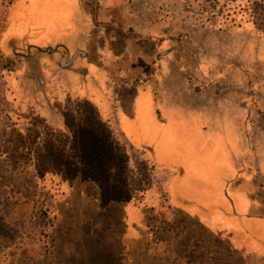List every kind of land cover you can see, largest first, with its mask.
<instances>
[{
  "label": "rangeland",
  "instance_id": "374dc122",
  "mask_svg": "<svg viewBox=\"0 0 264 264\" xmlns=\"http://www.w3.org/2000/svg\"><path fill=\"white\" fill-rule=\"evenodd\" d=\"M241 153L264 218V0H0V264H264L203 222Z\"/></svg>",
  "mask_w": 264,
  "mask_h": 264
},
{
  "label": "crops",
  "instance_id": "0c3cea01",
  "mask_svg": "<svg viewBox=\"0 0 264 264\" xmlns=\"http://www.w3.org/2000/svg\"><path fill=\"white\" fill-rule=\"evenodd\" d=\"M106 52V51H105ZM104 51H101L102 54L107 55V53H105ZM99 59L101 61H105V57L104 56H100ZM167 58H164V60L162 61V64H165L168 60ZM75 60L76 57H72L70 60V65H75ZM88 68L89 71L87 70L86 73H84L85 76H87L93 67L99 66L98 64H88ZM91 68V69H90ZM181 68L176 67V68H171V67H166L164 66H160L157 67L156 71L153 73V77L152 79H155L156 81H159V86H160V91L162 88H165L169 83L174 82L178 76L182 75V72L180 71ZM104 74L103 71H100ZM134 73V72H133ZM116 76L119 78H124V77H128L129 73L123 71V70H117L116 71ZM105 78L107 77L106 75H104ZM116 80V79H115ZM106 89L111 88L108 84V82H106L105 80H103ZM112 82H117V84H119V82L116 80H112ZM145 84V89L143 91H149L151 93V97H152V102L154 104V106H152L153 111L156 113V115L158 117L163 118L162 113L160 112V110H158V104H160L161 109H166V111H168V113L170 112L171 114H173L174 116L178 115H182L183 112L185 115H188L186 118H192L194 115H198L200 113H205L206 110H199V109H189V110H185L182 108L183 111H181V106L177 105V104H171V105H166L164 101H166L165 95L163 94H159L158 99L157 96H155L152 93V86L151 84H153V81H148V83L143 82ZM121 85V83L119 84ZM163 90V89H162ZM165 93H170L168 91H165ZM157 100V101H156ZM164 102V105H163ZM156 103V104H155ZM159 106V107H160ZM164 106V107H163ZM177 117V116H176ZM165 122V120L163 119L162 123ZM239 157L237 158V161H235L236 164H234V166L232 165L234 160L232 161V164H230L229 167L226 168V170L222 169L225 171V173L221 172L222 175V187L224 189L223 193H221V196L218 195L217 198H208L206 204H204V208L208 209V207H213L215 209H217L218 211H221V214L218 213L219 219H217L216 221H203L204 224H206L207 226L213 225L216 226L217 224H219V222H221L222 220H231V223H227L229 226V230L234 229L236 231V233L238 232L239 234H242L244 237L247 238L248 241H252L254 243H256L257 246H263V240H261V236L262 238L264 237V218L261 216L260 218H255L252 217L250 215V212L253 210V208L255 207L254 204H252V202L249 201V199L247 198V196L242 194V191L240 190V187L238 185H236V187L232 186L231 189V185H233L234 183L236 184L241 177V174L243 173L241 168H240V160L242 158V153L240 155H238ZM240 158V159H239ZM206 164L208 165L209 162L206 161ZM231 184V185H230ZM230 186V190L229 191V187ZM167 187H168V192L170 193V204L172 206V208L183 211L185 213H187L190 216H193V213H190L192 211H190V208L187 207V205L185 204H180L177 202V200L175 199L176 195L173 191L172 185L171 183H169L167 181ZM187 197L191 195V192H187L186 193ZM231 194V195H230ZM226 211L228 214H225ZM225 219L221 220V217ZM227 216V217H225ZM242 219V220H241ZM219 220V221H218ZM239 220H241L240 222H238ZM209 224H207V223ZM244 230V231H243ZM249 232H246V231Z\"/></svg>",
  "mask_w": 264,
  "mask_h": 264
},
{
  "label": "trees",
  "instance_id": "16d2710c",
  "mask_svg": "<svg viewBox=\"0 0 264 264\" xmlns=\"http://www.w3.org/2000/svg\"><path fill=\"white\" fill-rule=\"evenodd\" d=\"M25 184H27V183H22V186H24ZM12 193H13L14 196L18 195V197H19L18 200L21 199V194H22L21 192H19V191H13ZM7 199L9 200L8 197H7ZM19 202H21V201H19ZM40 213H41L42 215H44L45 217H46V215H47V211H45V212H44V211H42V212L40 211ZM2 218H4V217H2Z\"/></svg>",
  "mask_w": 264,
  "mask_h": 264
},
{
  "label": "water",
  "instance_id": "95a60500",
  "mask_svg": "<svg viewBox=\"0 0 264 264\" xmlns=\"http://www.w3.org/2000/svg\"><path fill=\"white\" fill-rule=\"evenodd\" d=\"M82 54H84V53H82Z\"/></svg>",
  "mask_w": 264,
  "mask_h": 264
}]
</instances>
